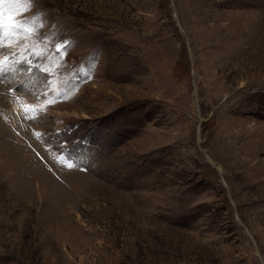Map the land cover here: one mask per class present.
I'll list each match as a JSON object with an SVG mask.
<instances>
[{
    "label": "rangeland",
    "instance_id": "1",
    "mask_svg": "<svg viewBox=\"0 0 264 264\" xmlns=\"http://www.w3.org/2000/svg\"><path fill=\"white\" fill-rule=\"evenodd\" d=\"M0 264H264V0H0Z\"/></svg>",
    "mask_w": 264,
    "mask_h": 264
},
{
    "label": "bare ground",
    "instance_id": "2",
    "mask_svg": "<svg viewBox=\"0 0 264 264\" xmlns=\"http://www.w3.org/2000/svg\"><path fill=\"white\" fill-rule=\"evenodd\" d=\"M244 164H245V162H244Z\"/></svg>",
    "mask_w": 264,
    "mask_h": 264
}]
</instances>
